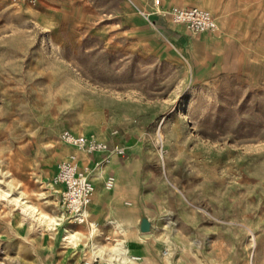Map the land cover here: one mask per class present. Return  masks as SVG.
Wrapping results in <instances>:
<instances>
[{"label":"rangeland","instance_id":"obj_1","mask_svg":"<svg viewBox=\"0 0 264 264\" xmlns=\"http://www.w3.org/2000/svg\"><path fill=\"white\" fill-rule=\"evenodd\" d=\"M79 1L0 0V264H110L116 241L144 264H264V0H225L230 59L204 68L96 31L130 0H81L77 16ZM64 130L123 147L99 187L102 249L64 244L12 199L60 214Z\"/></svg>","mask_w":264,"mask_h":264},{"label":"crops","instance_id":"obj_2","mask_svg":"<svg viewBox=\"0 0 264 264\" xmlns=\"http://www.w3.org/2000/svg\"><path fill=\"white\" fill-rule=\"evenodd\" d=\"M130 1L134 9H131L128 5L124 4L125 6L123 5V7H125V10H123L124 14L121 15L120 23L115 16L116 13L112 14V12H110L109 16L111 20L109 24L99 26L96 31L99 34L105 35L109 33L111 38L118 35H127L131 41L139 43L147 49H154L157 54L163 58H175L177 56L182 57L185 52L191 63L203 68L215 63L229 61V54L231 52L229 44V40L231 38L230 32L234 28H230L229 22H226L225 15L221 14V8L225 7V0H160L159 5L157 0ZM163 2L169 4L170 6L198 5L201 7L203 5H200V3L204 2L208 7H203L210 10L213 16L214 13H219L218 16H214L217 21V28L214 30L195 32L190 31L183 23H173L170 16L167 17L159 14L158 7H165ZM77 5V13L74 11V4L71 12L77 16L86 14V11L84 10L87 7L86 4L84 2L82 3L80 0ZM114 16L115 20H112V17ZM231 20H234V18ZM71 147L74 149L73 153H76L78 157L77 162L80 167H83L84 161L86 164L91 165L101 156L98 151L87 154L83 151L76 150L73 146ZM120 159H122V156L119 154L110 153L109 161L105 166L107 170L105 176L109 173H114V175L117 176V173L114 172V166L119 163ZM105 176L103 178V182ZM103 182L102 184L104 187ZM106 190L108 189L104 187V192ZM108 206V200L104 199L105 209L101 211V213L106 212L107 216L110 217ZM96 208L100 213L98 205ZM70 224L75 225L76 223ZM139 252H134L130 249L129 254L138 255L140 259ZM137 260H131L129 262L130 264L133 262H139Z\"/></svg>","mask_w":264,"mask_h":264},{"label":"built area","instance_id":"obj_3","mask_svg":"<svg viewBox=\"0 0 264 264\" xmlns=\"http://www.w3.org/2000/svg\"><path fill=\"white\" fill-rule=\"evenodd\" d=\"M35 3L36 0H13ZM170 19L173 23H183L195 32L216 29V19L210 10L198 6L174 5L170 10ZM64 142L73 146L76 150L92 153L106 149L105 141L98 137H85L74 134L69 130L61 133ZM115 154H122L123 147L114 145ZM76 153H71L61 159L57 164L53 182L62 184L60 191V206L64 218L70 223H79L87 216V205L90 201L93 184L89 179V172L85 167L78 165ZM104 187L109 189L114 186L115 178L107 175L104 179ZM131 260L139 259L138 255L129 254ZM116 264H127L128 261L114 260Z\"/></svg>","mask_w":264,"mask_h":264},{"label":"bare ground","instance_id":"obj_4","mask_svg":"<svg viewBox=\"0 0 264 264\" xmlns=\"http://www.w3.org/2000/svg\"><path fill=\"white\" fill-rule=\"evenodd\" d=\"M201 4L202 3H200V5ZM173 6H170V8L167 10L166 13H168V16H170V10H171V7H173ZM206 7H208V6H206ZM181 26H183V25H181ZM185 28H187V27H185ZM72 133H74V132H72ZM80 135H83L85 137H97L94 134H80ZM101 139H103L107 145L106 149L98 151L101 154V156L97 160H95L91 165L86 164L85 161H84L85 163L83 162V167H85L86 170L89 172V174H90L89 179L93 184L92 195H91L90 201L87 205V216L81 222L76 223V224H82L86 227H88L90 225L88 234L84 235V237L80 234L79 230H76V229L69 226V222L64 218L62 211H60V214H58V215L57 214L48 215L45 213H40L37 209L34 208V206H32L30 203H28L27 200H22L21 198L19 200H17L16 197L12 198L13 200H15L16 202L19 203V205L21 206V208L24 212L30 213V216L38 219V222L40 224H45L47 226V228L49 230H51V233H53V235H55L56 233L59 232L60 233V240L66 245L78 247V246H81L82 243H84V244L89 245V247H92V248H94L96 246L98 247L99 243L96 242L94 235L98 234V232L100 231L99 227H98L99 223H102V225L106 224L108 222L113 223V221L109 220L106 212H104V213L100 212L99 213L97 208H96L98 203L104 198V196L101 194V192H99V187H101L100 183H101V181L103 182V178H104L105 174L107 173L105 166L107 165L106 163L109 161L108 150L110 149L109 147H110L111 141H113L112 139H110L108 137L107 138L102 137ZM68 146L61 148V149H64L63 151H64L65 155L67 153V150H69ZM116 156H118V155H116ZM50 184L52 187L56 186L54 191H56V192L61 191L62 184L57 183V182H53L52 180H51ZM102 188L104 189L103 184H102ZM1 195H3V194H1ZM115 223L118 226L120 225L119 226L120 230L125 229L117 221V219L115 220ZM107 225H104V226H107ZM58 227L61 228L60 229L61 231H57ZM100 233H101V231H100ZM100 248L102 249V247H100ZM100 251H102V250H100ZM128 251H129L128 248H126L122 242H120V241L114 242L112 244V247L110 248V250L107 251L109 254L108 260H109L110 264H113V262H114V264H116V261H114L115 259L120 260V261H124V262L127 261V259L130 260L129 255H128ZM165 254H168V252H165ZM138 264H144V261L138 262Z\"/></svg>","mask_w":264,"mask_h":264},{"label":"water","instance_id":"obj_5","mask_svg":"<svg viewBox=\"0 0 264 264\" xmlns=\"http://www.w3.org/2000/svg\"><path fill=\"white\" fill-rule=\"evenodd\" d=\"M140 224L142 230H147L149 228V222L146 218H142Z\"/></svg>","mask_w":264,"mask_h":264}]
</instances>
